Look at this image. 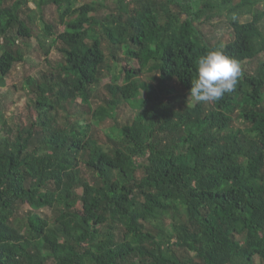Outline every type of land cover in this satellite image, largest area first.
I'll return each mask as SVG.
<instances>
[{"label": "trees", "instance_id": "1", "mask_svg": "<svg viewBox=\"0 0 264 264\" xmlns=\"http://www.w3.org/2000/svg\"><path fill=\"white\" fill-rule=\"evenodd\" d=\"M77 1L0 0V87L33 39L29 4L41 18L55 9L44 54H61L49 78L25 80L34 120L0 128V264H264V60L244 67L264 57V12L241 23L249 0ZM224 11L232 39L211 44L196 22ZM217 48L242 75L222 99L191 105L198 59ZM106 120L104 145L92 126Z\"/></svg>", "mask_w": 264, "mask_h": 264}, {"label": "rangeland", "instance_id": "2", "mask_svg": "<svg viewBox=\"0 0 264 264\" xmlns=\"http://www.w3.org/2000/svg\"><path fill=\"white\" fill-rule=\"evenodd\" d=\"M240 0H233L232 3L235 4ZM89 2V0H78L77 5H84V3ZM251 14L245 13V15L239 18L241 23H247L252 20L253 13L261 14L264 12V0H249ZM110 5H112L110 3ZM30 11L24 12L25 15L30 19V26L33 33V39L25 42H19V45L23 51V61L20 63H15L6 77L5 86L0 87V128L4 129L5 132L9 128L12 132L16 130V126H29L32 120L35 118V113L31 106L32 96L29 93V89H27V85L25 80L28 77H32L33 79L39 80L43 76L49 78L52 74L49 69L50 64H56L60 62L61 54L58 49L52 48L49 50L48 56H45V51L48 49V45L50 43L49 38H43L42 36V26L44 25L42 20L48 22L52 26H54V18H57V14H54L55 9L51 8L49 11H46L44 14V18L40 17V12L35 9L32 4H29ZM105 14L104 11H100L97 13L98 16H103ZM225 11L219 16L216 20L206 22V21H198L196 22L198 30L201 32L203 37L214 44L217 41H221L223 44L230 41L232 39V31L227 23V19L225 17ZM24 16V15H23ZM25 19V17H24ZM56 24V23H55ZM259 31L261 32L262 37L264 38V18L258 24ZM57 33L64 31V26H61L59 23L56 25ZM124 58V57H121ZM263 55H259L255 58V60L244 65L245 68L248 69L249 72L253 73L256 69L258 62L263 61ZM126 63L125 61H123ZM124 65V64H123ZM134 65V64H133ZM111 74L113 70V64L110 65ZM110 74V75H111ZM109 73H104L103 79L99 82V85L95 87L96 94L102 98L104 97V86L110 81ZM149 76L151 74L148 72H144L143 75L139 76V80H143L149 82ZM176 90L181 94H184L185 91H180L178 87ZM92 108L99 106V99L93 98ZM186 102L191 105L195 103V101L190 97V92L186 95ZM79 112L81 117L84 118L85 113L88 112L87 106L78 107L77 111L68 113L67 118L65 116V110H59L56 115V124L58 126H63L67 121L72 122L75 117L73 114ZM118 122H123L128 120L132 116V111L129 106L122 108L121 111H117ZM111 120H106L99 126H92V131L94 136L98 139L101 144H108L107 136L109 129L108 126L111 124ZM233 125L235 128L242 127V121L237 120L236 118L233 121ZM77 193L81 194V189L77 190ZM30 211L28 205H24L20 210V216H24L27 212ZM36 214L40 215L42 218H51L52 211L49 208H43L35 211ZM22 219V218H21ZM254 264H260L258 259L254 260Z\"/></svg>", "mask_w": 264, "mask_h": 264}, {"label": "clouds", "instance_id": "3", "mask_svg": "<svg viewBox=\"0 0 264 264\" xmlns=\"http://www.w3.org/2000/svg\"><path fill=\"white\" fill-rule=\"evenodd\" d=\"M196 72L190 89V97L196 102L222 99L234 91L242 75L240 62L219 48L208 50L199 57Z\"/></svg>", "mask_w": 264, "mask_h": 264}]
</instances>
